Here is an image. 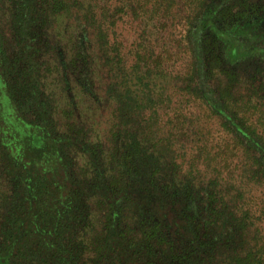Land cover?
I'll return each mask as SVG.
<instances>
[{"label": "trees", "instance_id": "1", "mask_svg": "<svg viewBox=\"0 0 264 264\" xmlns=\"http://www.w3.org/2000/svg\"><path fill=\"white\" fill-rule=\"evenodd\" d=\"M1 84L0 264H264V0H0Z\"/></svg>", "mask_w": 264, "mask_h": 264}, {"label": "rangeland", "instance_id": "2", "mask_svg": "<svg viewBox=\"0 0 264 264\" xmlns=\"http://www.w3.org/2000/svg\"><path fill=\"white\" fill-rule=\"evenodd\" d=\"M183 25H177L175 34L177 39L183 36ZM82 103L86 101L84 95L78 97ZM80 104V103H79ZM90 102L87 103L89 105ZM83 116L86 114L85 105H80ZM36 137H42V132L39 128L28 125L18 115L12 100L9 98L7 89L3 84L0 85V138L5 147L6 152L9 151V164L7 168L0 166V195L2 192L7 191V185L4 183V177L8 176L9 166L15 167L22 164L21 154L34 144ZM51 148L50 146L48 147ZM27 158L31 160L27 168L33 170V165L36 170L41 172L45 171L47 175L55 181L61 182L62 163L56 157L48 156L44 159L35 153H28ZM32 163V165H31ZM5 173V174H4ZM4 175V177L1 176Z\"/></svg>", "mask_w": 264, "mask_h": 264}]
</instances>
